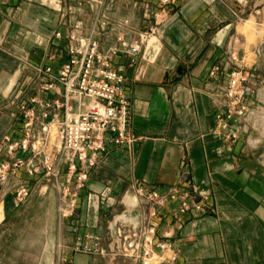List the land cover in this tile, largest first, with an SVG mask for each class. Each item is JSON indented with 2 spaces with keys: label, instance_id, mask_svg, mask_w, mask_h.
<instances>
[{
  "label": "crops",
  "instance_id": "1",
  "mask_svg": "<svg viewBox=\"0 0 264 264\" xmlns=\"http://www.w3.org/2000/svg\"><path fill=\"white\" fill-rule=\"evenodd\" d=\"M248 1L0 0V161L12 160L4 138L24 136L16 97L53 98L42 92L36 68H60L67 41L57 47L53 38L77 22L104 52L119 50L114 66L127 78L136 138L98 156L74 218L60 214L64 164L59 186L43 170L29 176L24 168L0 185V264H137L121 252L116 230H137L153 212L137 195L141 187L187 193L206 208L180 213L179 202H169L158 210L157 239L172 249L165 258L264 264V124L257 120L264 114V39L255 0ZM151 29L133 63L118 38L136 42ZM237 69L249 78L247 111L229 119L226 89ZM22 187L31 189L25 202L17 198ZM81 244L104 253L77 251Z\"/></svg>",
  "mask_w": 264,
  "mask_h": 264
},
{
  "label": "built area",
  "instance_id": "2",
  "mask_svg": "<svg viewBox=\"0 0 264 264\" xmlns=\"http://www.w3.org/2000/svg\"><path fill=\"white\" fill-rule=\"evenodd\" d=\"M171 1L159 0L162 6H167ZM237 1L245 5L249 3L248 0ZM255 3L261 17L257 26L264 39V0H255ZM99 22L104 28L109 25L105 15L100 16ZM82 28V23L77 22L66 35L62 32L55 34V46L60 47L63 40L67 41L66 60L57 71L52 65L36 68L42 78V92L52 94L53 98L43 101L34 97L24 101L21 94L16 97L19 100L18 109L23 114L24 136L21 139H13L12 136L4 138L2 148L12 160L0 161V185L6 184L11 176L24 168L29 176H35L43 170L45 176L54 178L59 186L60 167L66 165L68 186L62 189L63 204L60 209L64 220L76 216L79 190L88 182V169L95 166L98 156L109 145L130 146L136 142L131 133L132 99L127 90V78L114 66L119 50L104 52L97 40L80 33ZM154 34L151 29L140 34L139 41L128 42L124 37H119L118 41L135 63ZM231 58L233 62H238L237 55L231 54ZM248 80V76L240 69L231 72L226 89L231 105L227 118L235 114L240 117L245 115ZM38 121L40 131L36 129ZM54 129L57 130L56 135ZM50 147L54 150H50ZM30 195L31 189L22 187L18 190L17 198L25 202ZM137 195L151 204L154 210L137 230L126 226L117 228L121 252L137 264H175L176 254L165 258V253L172 249L167 243L158 241L153 219L157 217L158 210L169 202H179L180 213L192 208L206 211V208L194 204L189 194L178 191L161 193L141 187ZM77 230L72 228L73 232ZM77 251L104 253L97 245L85 244L77 246Z\"/></svg>",
  "mask_w": 264,
  "mask_h": 264
},
{
  "label": "rangeland",
  "instance_id": "3",
  "mask_svg": "<svg viewBox=\"0 0 264 264\" xmlns=\"http://www.w3.org/2000/svg\"><path fill=\"white\" fill-rule=\"evenodd\" d=\"M249 81V80H248ZM244 105H245V101H244ZM257 120L259 121H261L262 122V124L264 123V114H261L260 116H259V118H257ZM260 122V123H261ZM54 134L56 135L57 134V130L56 129H54Z\"/></svg>",
  "mask_w": 264,
  "mask_h": 264
},
{
  "label": "bare ground",
  "instance_id": "4",
  "mask_svg": "<svg viewBox=\"0 0 264 264\" xmlns=\"http://www.w3.org/2000/svg\"><path fill=\"white\" fill-rule=\"evenodd\" d=\"M264 121V120H263ZM264 124V123H263Z\"/></svg>",
  "mask_w": 264,
  "mask_h": 264
}]
</instances>
